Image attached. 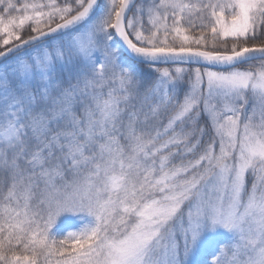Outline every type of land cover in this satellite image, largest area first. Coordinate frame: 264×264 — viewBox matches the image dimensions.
Masks as SVG:
<instances>
[{
    "label": "snow or ice",
    "instance_id": "6c2138e0",
    "mask_svg": "<svg viewBox=\"0 0 264 264\" xmlns=\"http://www.w3.org/2000/svg\"><path fill=\"white\" fill-rule=\"evenodd\" d=\"M0 264H264V0H0Z\"/></svg>",
    "mask_w": 264,
    "mask_h": 264
}]
</instances>
